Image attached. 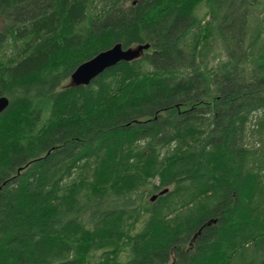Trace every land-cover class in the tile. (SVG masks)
<instances>
[{"label":"trees","instance_id":"16d2710c","mask_svg":"<svg viewBox=\"0 0 264 264\" xmlns=\"http://www.w3.org/2000/svg\"><path fill=\"white\" fill-rule=\"evenodd\" d=\"M0 19V264H264V0ZM115 44L148 47L67 83Z\"/></svg>","mask_w":264,"mask_h":264},{"label":"water","instance_id":"95a60500","mask_svg":"<svg viewBox=\"0 0 264 264\" xmlns=\"http://www.w3.org/2000/svg\"><path fill=\"white\" fill-rule=\"evenodd\" d=\"M148 47L147 44L139 45L135 48L123 49L120 44H115L113 47L99 52L91 59L81 63L71 73V82L75 85L87 84L92 78L101 73L104 69L115 65L119 61H129L140 55L142 50ZM8 104V99L4 96L0 97V111ZM165 192V191H164ZM155 195L150 197L151 200Z\"/></svg>","mask_w":264,"mask_h":264},{"label":"rangeland","instance_id":"374dc122","mask_svg":"<svg viewBox=\"0 0 264 264\" xmlns=\"http://www.w3.org/2000/svg\"><path fill=\"white\" fill-rule=\"evenodd\" d=\"M2 27H3V22H2V20L0 19V29H1ZM70 81H71V80H68V81H67V83H69V84H70ZM155 182L157 183V181H156V180H155Z\"/></svg>","mask_w":264,"mask_h":264}]
</instances>
